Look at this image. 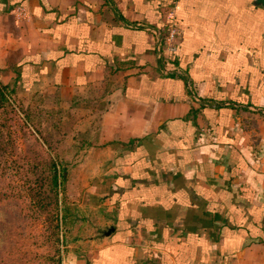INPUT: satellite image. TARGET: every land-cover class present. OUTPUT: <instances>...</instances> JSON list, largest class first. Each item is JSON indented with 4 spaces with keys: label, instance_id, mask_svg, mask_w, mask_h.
Returning <instances> with one entry per match:
<instances>
[{
    "label": "crops",
    "instance_id": "obj_1",
    "mask_svg": "<svg viewBox=\"0 0 264 264\" xmlns=\"http://www.w3.org/2000/svg\"><path fill=\"white\" fill-rule=\"evenodd\" d=\"M172 20L164 78L143 25ZM17 67L49 89V149L79 153L62 264H264V0H0L5 84Z\"/></svg>",
    "mask_w": 264,
    "mask_h": 264
},
{
    "label": "rangeland",
    "instance_id": "obj_2",
    "mask_svg": "<svg viewBox=\"0 0 264 264\" xmlns=\"http://www.w3.org/2000/svg\"><path fill=\"white\" fill-rule=\"evenodd\" d=\"M2 77L4 80L9 79L4 70H0V78ZM16 91L12 97L16 108L23 113H34L36 121L34 126H27L22 121V111L18 113L10 104H0V264H56L54 258L59 252L63 261L66 248L55 243V205H50L51 202L48 201L51 199H42V196L49 197L47 186L40 179L44 175L43 167L48 165L49 154L41 148L36 136L39 133L44 141H48L49 122L42 120H46V106L50 102L49 89L34 94L22 87H18ZM50 94L54 96V92ZM40 96L43 99L42 104H33ZM39 110L43 112L40 115ZM260 116L262 119L249 123V129L256 134L249 137V141L252 143L257 139L260 144L259 153L255 152V155L259 163L260 177L264 181V112ZM37 117L42 119H39L41 123ZM55 144L53 148L56 150H53V154L60 162L67 164L68 172L73 170L75 166L72 168L71 164L79 159V153L65 151L63 139ZM80 173L81 168L78 167L76 174ZM84 187L69 182L64 185V206L72 209L74 213V218H70L61 233L64 241L71 238L65 231L66 227L77 222V218L76 221L74 219L77 217L79 203L74 199L81 200L79 197L82 195L79 196V192Z\"/></svg>",
    "mask_w": 264,
    "mask_h": 264
},
{
    "label": "trees",
    "instance_id": "obj_3",
    "mask_svg": "<svg viewBox=\"0 0 264 264\" xmlns=\"http://www.w3.org/2000/svg\"><path fill=\"white\" fill-rule=\"evenodd\" d=\"M175 62V60H174ZM176 63V62H175ZM178 65V63H176ZM16 74L17 77L14 80V84L12 86L5 84L1 78H0V104H5V105H11L16 109V112L22 111L18 110L16 108L14 99L12 98L14 94L17 93V82L22 79V69L21 67H17L16 69ZM174 78V77H172ZM205 106V105H203ZM224 106H229V105H217V107L221 108ZM205 107H212V106H205ZM19 113V112H18ZM39 115L43 113L42 111L39 110ZM22 116V121L25 122L27 126H34V121H36V116L32 112L29 113H23L21 112ZM48 111H46V118H48ZM38 122L41 123L40 120H42L40 117H37ZM40 119V120H39ZM37 132V131H36ZM47 147L44 148L46 152L49 154V159H48V165L44 166L43 172L44 175L40 178L42 183L47 186L48 190V195L49 197H44L42 196V199H51L50 205H55L53 208L55 212V219H56V225L54 226V237H55V243H60L63 245L65 242L63 238L61 239V233L64 232V225L67 224L70 220V218L73 217V211L72 209L69 210L66 205L64 206V199L62 197V193L64 192V185L68 182V169H67V164L60 162L58 158L53 154V152L49 149V145L46 141H44ZM67 166V167H66ZM35 172V171H33ZM39 180V179H38ZM40 181V180H39ZM38 181V182H39ZM42 193V192H41ZM40 193V194H41ZM42 195V194H41ZM54 197H53V196ZM52 196V197H50ZM42 202V201H40ZM66 204V203H65ZM56 264H62V255L58 252L57 257L54 258Z\"/></svg>",
    "mask_w": 264,
    "mask_h": 264
},
{
    "label": "built area",
    "instance_id": "obj_4",
    "mask_svg": "<svg viewBox=\"0 0 264 264\" xmlns=\"http://www.w3.org/2000/svg\"><path fill=\"white\" fill-rule=\"evenodd\" d=\"M146 31L152 34L157 59L160 63V76L164 78L184 76L183 70L174 62V56L178 50V44L182 36L181 29L175 24L174 20L167 22L161 27L143 25ZM192 83L187 82V87L195 100V89L190 87ZM214 106L213 102L204 103L205 106ZM225 105H228L227 103Z\"/></svg>",
    "mask_w": 264,
    "mask_h": 264
},
{
    "label": "water",
    "instance_id": "obj_5",
    "mask_svg": "<svg viewBox=\"0 0 264 264\" xmlns=\"http://www.w3.org/2000/svg\"><path fill=\"white\" fill-rule=\"evenodd\" d=\"M110 230H112V229H110ZM109 233V232H108Z\"/></svg>",
    "mask_w": 264,
    "mask_h": 264
}]
</instances>
